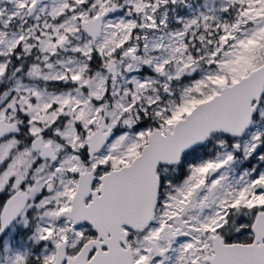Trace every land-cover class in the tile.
<instances>
[{
    "label": "snow or ice",
    "instance_id": "1",
    "mask_svg": "<svg viewBox=\"0 0 264 264\" xmlns=\"http://www.w3.org/2000/svg\"><path fill=\"white\" fill-rule=\"evenodd\" d=\"M0 264H264V0H0Z\"/></svg>",
    "mask_w": 264,
    "mask_h": 264
}]
</instances>
